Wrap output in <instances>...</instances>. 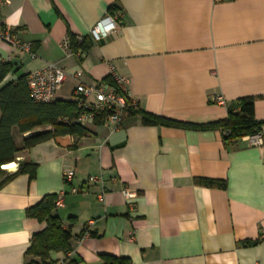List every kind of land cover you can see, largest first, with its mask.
Wrapping results in <instances>:
<instances>
[{
	"label": "crops",
	"instance_id": "1",
	"mask_svg": "<svg viewBox=\"0 0 264 264\" xmlns=\"http://www.w3.org/2000/svg\"><path fill=\"white\" fill-rule=\"evenodd\" d=\"M113 4L116 31L99 42L89 37L80 62L65 54L67 32L89 36ZM1 22L29 53L0 44V63L13 67L0 86L55 65L68 74L56 100H70L75 72L90 84L112 67L140 110L190 124L222 120L227 106L254 98L263 145L251 136L225 143L218 130L143 126L133 116L119 127L86 122L82 138L58 136L19 152L17 161L37 170L31 181L21 174L0 188V264L28 261L30 239L45 223L25 211L61 192L54 214L70 228L71 251L50 253L52 260L264 264V0H8ZM217 96L224 106L213 103ZM31 134L12 130L17 147ZM65 170L74 174L67 183ZM99 174L103 187L86 182ZM196 178L225 181L226 189L197 186ZM123 188L135 194L130 206Z\"/></svg>",
	"mask_w": 264,
	"mask_h": 264
},
{
	"label": "trees",
	"instance_id": "2",
	"mask_svg": "<svg viewBox=\"0 0 264 264\" xmlns=\"http://www.w3.org/2000/svg\"><path fill=\"white\" fill-rule=\"evenodd\" d=\"M119 11L116 4L109 6L108 13L114 16ZM71 52L80 62L92 47L89 36L76 37L67 32ZM99 42V41H98ZM13 67L9 63H0V84L4 81ZM26 76L21 75L15 82H8L0 86V188L21 174H26L31 181L35 178L37 165L28 160L17 161L19 152L28 150L41 143L58 136H73L75 139L87 135L83 125L74 124L80 111L71 99L54 100L50 103H36L31 100L26 84ZM102 81L113 85L107 76ZM254 98H242L227 106V116L218 121L206 124H190L173 121L140 110L135 103L127 110L123 120L139 116L143 126H164L190 130H218L223 134L225 143L239 140L260 132L261 122L255 119ZM136 107V108H135ZM66 120V121H63ZM96 125L101 124L100 119H95ZM20 134L33 133L22 140V145L17 147L12 138V130ZM17 163V169L8 173L2 167L10 163ZM197 186L206 188L226 189L225 181L196 178L193 180ZM56 195L44 196L36 205L26 209L28 218L39 223H45V228L32 235L25 257L29 258L25 264H57L59 260H52L50 253L68 254L71 251L72 238L70 228L64 229L61 221L54 214ZM85 233V232H84ZM83 233V234H84ZM82 234V235H83ZM90 235V233L88 232ZM81 237V234L78 236ZM257 241H244L242 246H252ZM101 264H131L127 258L111 255H101ZM68 264H75L68 260Z\"/></svg>",
	"mask_w": 264,
	"mask_h": 264
},
{
	"label": "built area",
	"instance_id": "3",
	"mask_svg": "<svg viewBox=\"0 0 264 264\" xmlns=\"http://www.w3.org/2000/svg\"><path fill=\"white\" fill-rule=\"evenodd\" d=\"M8 4V0H0V44L5 43L22 53H29V47L17 41L10 28L4 27L1 22V10ZM117 16L105 15L100 19L94 27L89 31V37L93 41H101L114 33L117 28ZM63 51L67 55H73L70 48L69 39L66 37L61 45ZM68 74L65 70L55 65H48L43 69L31 72L26 76V84L29 96L36 103H50L56 99V92L66 80ZM113 85L104 81L93 82L86 84L81 81L82 72L77 71L73 74L76 80V85L71 93L70 99L76 103L80 113L72 120V123L84 125L86 122H94L95 119H100L103 125L112 124L114 127H119L131 106H135V102L127 97L126 85L127 79L118 76L113 68H110L108 76ZM214 104L224 106V100L217 96L212 99ZM66 121V120H63ZM252 144L262 146L263 139L258 132L251 135ZM74 174L71 170H65L62 174L65 183L70 182ZM111 181H115L114 178ZM88 184H97L103 187L104 179L101 174L97 176L87 177ZM78 189H72V193L78 192ZM121 194L125 203L130 206L135 200V194L123 188ZM64 193H59L54 202V207L60 208L63 206ZM104 196V191L99 194V198ZM88 231L83 234V237L88 236ZM57 264H68L65 258L59 260Z\"/></svg>",
	"mask_w": 264,
	"mask_h": 264
},
{
	"label": "bare ground",
	"instance_id": "4",
	"mask_svg": "<svg viewBox=\"0 0 264 264\" xmlns=\"http://www.w3.org/2000/svg\"><path fill=\"white\" fill-rule=\"evenodd\" d=\"M136 108V107H135ZM15 167L14 163H10L8 165H4L2 168L5 170H11Z\"/></svg>",
	"mask_w": 264,
	"mask_h": 264
}]
</instances>
